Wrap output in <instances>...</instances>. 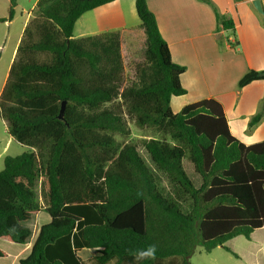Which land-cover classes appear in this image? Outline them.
<instances>
[{
  "label": "trees",
  "instance_id": "trees-1",
  "mask_svg": "<svg viewBox=\"0 0 264 264\" xmlns=\"http://www.w3.org/2000/svg\"><path fill=\"white\" fill-rule=\"evenodd\" d=\"M114 1L37 0L10 66L0 118L31 152L3 160L0 241L23 245L31 217L41 211L49 217L19 264H82L81 249L94 251L96 264H136L129 250L150 244L157 258L144 264L174 258L189 264L199 244L210 253L264 229V141L245 145L235 138L213 98L172 112V97L186 94L185 67L171 61L146 0L134 3L140 24L133 30L142 34L144 50L132 81L123 79V31L73 38L84 13ZM199 1L213 8L217 28H232L210 0ZM15 5L9 0V19ZM254 81H264V70L247 71L237 89ZM262 117L264 100L249 127ZM129 120L144 133L156 168L190 199L187 213L158 190L128 141ZM6 257L0 249V259Z\"/></svg>",
  "mask_w": 264,
  "mask_h": 264
},
{
  "label": "crops",
  "instance_id": "crops-1",
  "mask_svg": "<svg viewBox=\"0 0 264 264\" xmlns=\"http://www.w3.org/2000/svg\"><path fill=\"white\" fill-rule=\"evenodd\" d=\"M36 1L25 9L22 0H16L14 14L9 19V0H0V19H4L0 21V50L1 45L8 49L7 60L2 65L5 68L0 74V94L24 30L33 18ZM251 1L210 0L219 14L232 22V28L225 29L217 28L213 8L199 0H146L160 35L167 43L171 61L185 67L180 83L186 91L182 96L186 102L181 108L205 98L217 100L223 107L231 134L245 145L264 141V117L249 127L250 119L264 100V81H254L237 89V82L247 71L264 70V19L254 10ZM260 1L264 7V0ZM134 3L135 0H117L84 13L75 23L73 38L134 29L140 24ZM0 121L7 134L0 153L3 164L6 157L3 153L14 143L19 146L14 147L19 148V154L28 147L17 143L8 134L4 121L1 118ZM39 218L42 219L40 224ZM48 222L49 217L43 211L31 217L27 223L32 225L34 233L23 245H8L16 249L9 264H19V260L28 256L36 229ZM8 258L7 254L4 259Z\"/></svg>",
  "mask_w": 264,
  "mask_h": 264
},
{
  "label": "rangeland",
  "instance_id": "rangeland-1",
  "mask_svg": "<svg viewBox=\"0 0 264 264\" xmlns=\"http://www.w3.org/2000/svg\"><path fill=\"white\" fill-rule=\"evenodd\" d=\"M35 0H22L23 8L29 9L31 4ZM79 25L76 26V29ZM75 35L78 36L77 30H75ZM7 47L1 45L0 50V74L3 72L5 65L3 62L7 60ZM144 45L143 36L139 31L130 29L128 31H123V38L121 42V55L123 59V79L125 82L132 81L134 79L135 68L138 64L142 62ZM186 102V98L172 97L171 99V110L174 114L178 113L181 109V105ZM128 128L130 130V136L128 141L137 147V151L140 157L143 159L146 167L150 170L154 176L156 186L161 194L169 199L175 200L179 203L181 210L187 213L191 207V201L188 197L181 195L180 191L177 189L176 185L170 183L166 178L165 174L159 171L154 163L151 161L148 154L145 152L142 145L143 139H145L144 133L139 130L132 121H128ZM117 141H120L119 136L115 137ZM7 134L2 121H0V153L6 142ZM14 143L7 153H3L6 156L18 155L20 150L14 149ZM24 149L25 152H31V150ZM3 168L2 160L0 159V171ZM37 202L42 206V197L40 191L35 192ZM44 212V211H43ZM45 214V212H44ZM41 218L38 219L40 224ZM28 224V223H26ZM46 224V223H45ZM31 228V234L33 235L32 225L28 224ZM12 244L4 243L0 241V249L9 255L8 259H0V264H9L13 261L14 255L16 254V249L14 246H8ZM229 249L230 251L226 250ZM79 257L82 264H96L94 261V251L89 249H81L79 251ZM171 261V262H169ZM181 262L180 258H174L169 260H163L159 264H178ZM108 264H114V261H110ZM189 264H264V229H258L253 232L252 238L250 240L245 239L243 236H236L231 240L225 242L223 246H219L213 249L210 253H205L203 247L199 244L196 246L194 253L189 258Z\"/></svg>",
  "mask_w": 264,
  "mask_h": 264
},
{
  "label": "clouds",
  "instance_id": "clouds-1",
  "mask_svg": "<svg viewBox=\"0 0 264 264\" xmlns=\"http://www.w3.org/2000/svg\"><path fill=\"white\" fill-rule=\"evenodd\" d=\"M157 246L154 244L147 245L144 248L129 250V254L133 257L136 264H144V262L155 261L157 258Z\"/></svg>",
  "mask_w": 264,
  "mask_h": 264
},
{
  "label": "water",
  "instance_id": "water-1",
  "mask_svg": "<svg viewBox=\"0 0 264 264\" xmlns=\"http://www.w3.org/2000/svg\"><path fill=\"white\" fill-rule=\"evenodd\" d=\"M251 5L254 8V10L262 17V19H264V7H262L261 1L260 0H252ZM64 109H65V103L63 102L61 104L59 114H58L59 120L63 119Z\"/></svg>",
  "mask_w": 264,
  "mask_h": 264
},
{
  "label": "built area",
  "instance_id": "built-area-1",
  "mask_svg": "<svg viewBox=\"0 0 264 264\" xmlns=\"http://www.w3.org/2000/svg\"><path fill=\"white\" fill-rule=\"evenodd\" d=\"M230 40H231L232 42H234L232 38H230Z\"/></svg>",
  "mask_w": 264,
  "mask_h": 264
}]
</instances>
